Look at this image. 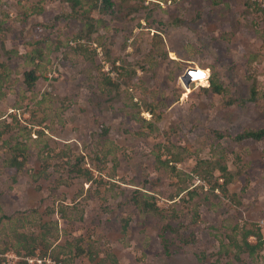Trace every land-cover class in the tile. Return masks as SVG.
<instances>
[{"label": "rangeland", "instance_id": "1", "mask_svg": "<svg viewBox=\"0 0 264 264\" xmlns=\"http://www.w3.org/2000/svg\"><path fill=\"white\" fill-rule=\"evenodd\" d=\"M86 7L0 0V264H264V137L235 139L264 126V0H115L89 39Z\"/></svg>", "mask_w": 264, "mask_h": 264}, {"label": "trees", "instance_id": "2", "mask_svg": "<svg viewBox=\"0 0 264 264\" xmlns=\"http://www.w3.org/2000/svg\"><path fill=\"white\" fill-rule=\"evenodd\" d=\"M67 1L68 5L72 9V11H75L77 7H82L85 4H87V7L85 8V14H84V28L81 30L80 36L85 37L86 39H89L91 34L95 31L96 25L95 20L92 19L89 16V12L93 9L99 10V11H111L112 6L115 5V0H65ZM250 2L247 4V6H250ZM1 29V28H0ZM34 60V59H32ZM36 79V76L34 75V70H29L24 72V81L25 83L30 86L34 83ZM208 85L203 87L205 90H211L214 93H224L226 92V88L219 82H217L216 78L214 76L208 77ZM106 84L115 89L117 87V83L114 82L110 77L106 78ZM257 90L255 86H251L250 89V95L248 100L254 101L256 99ZM227 103H230V100H227ZM147 110L152 111V108H147ZM153 115V112H149ZM106 130H104V133ZM218 136L220 134L218 133ZM264 137V126L256 129H245L242 130L240 133H238L235 136L236 140H243V139H254V140H260ZM11 150L16 152V154H11L9 159L7 160V165L11 168H14L16 171L22 170L23 167L26 165V156L23 155L22 150H20L18 145L12 146ZM21 157V159H19ZM218 170L220 172V177L222 178L223 182L221 184H217L218 187L226 186L228 183L232 180V173L227 170V167L222 165H218ZM78 172H81V169H78ZM77 172V173H78ZM85 175H88L89 177V171L84 170L83 171ZM132 203H134L141 212H148L154 215L163 216V211L160 208L158 204H156V199L153 196V194H150L148 192L140 191L138 190L131 198ZM1 218H6L8 220H11V216H6L4 214L0 215ZM128 226L127 219H123V223L121 225L122 231H126V228ZM165 227H169V224H165ZM243 234V244L240 246V251H245L248 253L249 256L253 255L257 250H260L263 243L264 238L262 237L261 232L256 229L252 230L249 228H244L242 230ZM249 235H254L256 241L254 243L248 242L246 240V237ZM82 247L77 246L76 253H84ZM29 254L33 253V248L28 250ZM19 264H28L26 260H22Z\"/></svg>", "mask_w": 264, "mask_h": 264}, {"label": "built area", "instance_id": "3", "mask_svg": "<svg viewBox=\"0 0 264 264\" xmlns=\"http://www.w3.org/2000/svg\"><path fill=\"white\" fill-rule=\"evenodd\" d=\"M25 259L28 263H32V264H60V262L56 263L52 261L49 257L40 258L37 256H33V257L26 256Z\"/></svg>", "mask_w": 264, "mask_h": 264}, {"label": "clouds", "instance_id": "4", "mask_svg": "<svg viewBox=\"0 0 264 264\" xmlns=\"http://www.w3.org/2000/svg\"><path fill=\"white\" fill-rule=\"evenodd\" d=\"M205 72L203 70H192L190 71V77L192 79L199 78L202 83H206L204 80Z\"/></svg>", "mask_w": 264, "mask_h": 264}, {"label": "bare ground", "instance_id": "5", "mask_svg": "<svg viewBox=\"0 0 264 264\" xmlns=\"http://www.w3.org/2000/svg\"><path fill=\"white\" fill-rule=\"evenodd\" d=\"M188 72H189V71H188ZM185 77L189 78V80H195V79H192V78L190 77V72H189L188 74H186ZM196 79H198V78H196Z\"/></svg>", "mask_w": 264, "mask_h": 264}]
</instances>
